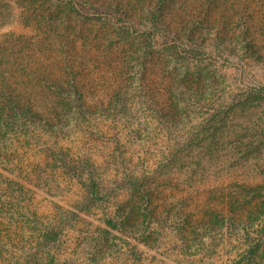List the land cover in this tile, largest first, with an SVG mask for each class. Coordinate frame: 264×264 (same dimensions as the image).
I'll list each match as a JSON object with an SVG mask.
<instances>
[{
    "label": "rangeland",
    "instance_id": "obj_1",
    "mask_svg": "<svg viewBox=\"0 0 264 264\" xmlns=\"http://www.w3.org/2000/svg\"><path fill=\"white\" fill-rule=\"evenodd\" d=\"M98 1L120 2L133 11L155 2ZM175 4L188 16L198 20L205 16V23L220 28L227 39H234L239 23L247 22L262 47L258 57L239 48V55L227 49L228 55L213 60L218 82L197 103L202 104L195 109L199 119L209 108L245 100L249 105L244 112L235 109L236 125L248 119L264 124V97L256 93L264 86V0H176ZM48 8L47 0H0V42L13 43L16 54L30 59L34 68L49 66L57 74L62 71L58 65L68 59L94 104H114L115 92L123 85L130 87L131 101L141 104L150 103L161 91L164 65L158 50L153 49L150 61L155 69L146 79L141 70L133 75L128 64L136 62L131 54L141 47V38L131 40L128 32L120 35L121 25L105 16L83 15L88 7L75 8L68 29L63 17L57 24L60 30L49 32ZM135 28L141 30V25ZM26 72L21 66L15 70L20 76ZM147 84L152 87L148 92L143 88ZM120 117L116 121L98 118L52 136L24 126L0 141V264L34 260L43 264H264L259 221L195 230L206 218L205 210L218 203L210 198L213 186L234 180L264 184V140L254 146L248 138L237 141L242 132L234 127L224 138L220 157L207 163L205 157L204 167H198L199 178L190 184L184 169L178 170L174 162L163 166L168 137L176 138L178 132L165 133L157 123L139 129V121ZM229 139L235 141L230 144ZM84 159L97 163L108 176L164 168L156 176L170 174L173 180L159 175L152 185L156 189L152 201L141 198L139 222L113 229L107 220L115 200L110 197L91 205L84 198L83 178L73 173ZM120 193L124 196L127 191L123 188Z\"/></svg>",
    "mask_w": 264,
    "mask_h": 264
},
{
    "label": "trees",
    "instance_id": "obj_2",
    "mask_svg": "<svg viewBox=\"0 0 264 264\" xmlns=\"http://www.w3.org/2000/svg\"><path fill=\"white\" fill-rule=\"evenodd\" d=\"M47 3L49 32L60 30L57 24L63 21V17L67 22L65 28L68 29L75 8L88 7L91 14L87 10L83 15L105 16L111 23L121 25L120 35L128 32L131 40L141 38V47L131 54L136 62L128 64V71H132L133 75L141 70V77L145 76L146 79L148 73L155 69L154 63L150 61L154 56L153 49L158 50L157 54H161L160 63L164 65L161 91L151 97L150 103L141 104L131 101L130 87L123 85L115 92L114 104H94L88 97L79 73L72 68L68 59L58 65L62 71L57 74L49 66L34 68L30 59H23L16 54L13 43L0 42V141L11 131L24 126L32 127L33 132L42 131L52 136L65 133L75 125L93 124L98 118L116 121L117 116H121L122 119L139 121V129L143 130L157 123L165 133L178 132L176 138H167L169 153L163 166L168 167L174 162L172 165H176L178 170L184 169L188 182L192 184L199 178H196L198 167H204L202 163L205 157L206 163L211 160L216 162L220 157L224 138L234 127L240 128L242 132L235 137L239 138L237 141L248 138V143L254 146L261 142L259 140H264V124H260L259 120L248 119L236 125L235 109L244 112L249 105L245 100L235 104L232 100L230 104L209 108L201 119V114H196V106L202 105L197 104L202 102V95L218 82L213 60L228 55L224 52L227 49L236 55L239 48L255 57L260 55L262 47L255 42L254 32L247 22H240L234 39H227L220 28L205 23V16L198 20L197 17L184 14L182 9L176 10V0H155L154 4L147 7L141 5L134 11L120 2L47 0ZM52 6L55 8L52 9ZM54 13L61 16L60 19ZM135 25H141V30H137ZM20 66L28 73L22 76L15 74ZM145 86L147 89L144 85L143 88L147 92L152 89L150 84ZM256 93L264 97V86L256 88ZM229 140L230 144L235 141ZM191 164L194 168H188ZM76 167L73 173L83 178L86 185L84 198L89 199L91 205L108 201L110 197L115 200L113 215L107 220L113 229L139 222L141 198L152 201L151 193H155L152 185L158 182L159 175L173 180L170 174L156 176L164 168L159 171H130L123 177L120 172L108 176L91 159L79 161ZM0 188H3L1 182ZM123 188L127 191L124 196L120 193ZM211 189L210 198L218 203L205 210L206 218L200 220L195 230H211L225 223L235 227L243 222L242 225L259 221L264 234V184L251 185L234 180ZM194 194L197 196L195 191ZM27 264L43 262L34 260Z\"/></svg>",
    "mask_w": 264,
    "mask_h": 264
}]
</instances>
